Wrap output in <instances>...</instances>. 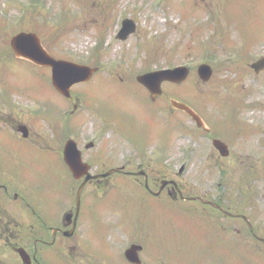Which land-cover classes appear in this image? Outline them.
Listing matches in <instances>:
<instances>
[{
    "label": "rangeland",
    "instance_id": "374dc122",
    "mask_svg": "<svg viewBox=\"0 0 264 264\" xmlns=\"http://www.w3.org/2000/svg\"><path fill=\"white\" fill-rule=\"evenodd\" d=\"M231 10L235 16L230 15ZM120 15L131 17L137 23L138 31L127 40L115 36ZM237 15L242 20L238 25ZM21 31L37 33L55 58L98 66V72L87 83L73 87L71 102L64 99L51 85L50 68L15 57L11 38ZM228 44L232 50L227 48ZM156 45L158 49H154ZM263 54L264 0H0V141L4 133L13 134L12 126L16 123L31 128L30 124L36 121L35 130L42 139L51 141L53 136L58 170L62 148L58 138H73L79 143L97 134L98 142L93 147L79 144L86 157H96L92 161L95 171H106L114 165H127L128 170L148 167L155 173H168L180 184L203 193L218 195L220 192L215 191L218 185L227 187L226 197L230 194L229 179L231 185L237 181L247 183L257 208L249 210L238 204L248 208L257 228L264 229V71L257 75L249 67L251 61ZM202 61L214 68V75L207 83L197 75V66ZM183 62L191 65L189 77L180 85L163 83V98L159 103H152L147 90L138 84L137 75ZM227 97L241 114L237 117L238 123L228 122L224 134L235 130L239 142L232 141L230 157L222 158L214 150L211 136L198 131L187 116L173 110L170 98L192 102L209 118L213 116L214 125L217 120L232 115L228 113ZM74 105L78 108L70 116ZM52 124L56 138L50 129ZM63 131L70 134L63 136ZM7 140L13 138L6 139V143ZM124 155L144 160L123 163L134 159H121ZM114 160L118 162L114 164ZM141 162L145 164L140 166ZM184 163L188 164L186 170L178 176L176 171ZM112 179L116 185L119 181L126 184L122 188L127 195L129 188L136 184L122 175L109 180ZM137 184L141 187L140 181ZM121 191L118 186L111 189L112 193ZM124 192L121 198L125 207L128 202ZM233 195L236 204L238 191ZM109 196V193L102 194L101 198L105 200ZM127 197L140 203L139 196ZM168 198L162 201L166 216L188 205L202 208V204L182 203L171 209ZM149 199V205L156 207V200ZM108 205L106 202L103 206ZM134 209L136 206L128 210ZM104 212L109 216L107 222L117 223L116 239L111 241L116 243L120 234L123 235V244L116 247L126 249L133 238L125 228L134 227V217L127 216L129 222L125 220V225H121L124 218L121 212ZM178 215L180 224L191 230L187 242L199 256L209 255L206 256L209 259L198 260V264H264L252 243L240 244L233 238L228 247L213 244L212 218H206L209 225L199 224L198 217L183 225ZM139 226V235L144 234V224ZM107 246L109 249L94 248L101 251L102 258L126 264L113 244ZM94 256L91 255V264L97 260ZM142 257L145 263H151L146 254ZM156 261L166 264L158 258L153 264Z\"/></svg>",
    "mask_w": 264,
    "mask_h": 264
},
{
    "label": "flooded vegetation",
    "instance_id": "af4514ba",
    "mask_svg": "<svg viewBox=\"0 0 264 264\" xmlns=\"http://www.w3.org/2000/svg\"><path fill=\"white\" fill-rule=\"evenodd\" d=\"M29 135L34 137V134ZM36 142L21 139L15 145L27 144L34 148L37 147ZM19 147L10 146L9 154L0 156V264H90L89 240L95 195L84 193L78 208L73 186L69 185L73 176L67 168L59 178L56 168L51 164L53 162L32 157L28 161L25 155L19 154ZM98 173L91 172L93 176L100 175ZM127 173L118 174L134 176L133 172ZM58 180L62 184L60 190L57 188ZM103 180L96 178L90 180L88 185H100ZM147 182L149 188L145 189L151 198L164 201L167 196L174 201H199L190 199L197 196L193 189L181 187L180 184L161 189L157 187L158 178H153L152 174H148ZM228 183L232 191L230 179ZM213 200L220 207L206 205L210 208H197L188 205L179 210L178 216L183 225L197 217H210L215 222L211 235L213 244L228 247L236 233L238 241L242 243L254 238L264 245L261 240L264 239V229L260 228L256 234L253 226L251 230L252 224L245 214L234 212L233 204H223L221 197ZM231 200L232 197L227 198V201ZM174 228L180 229L183 242H187V234L191 230L182 225Z\"/></svg>",
    "mask_w": 264,
    "mask_h": 264
},
{
    "label": "water",
    "instance_id": "95a60500",
    "mask_svg": "<svg viewBox=\"0 0 264 264\" xmlns=\"http://www.w3.org/2000/svg\"><path fill=\"white\" fill-rule=\"evenodd\" d=\"M131 29H133V27H131ZM128 32L129 31H123L121 37L125 38ZM12 46L17 56L26 57L40 65L42 64L46 66H51L53 68L54 85L57 87V89L61 93H63L66 96H69L70 88L73 84L80 82L81 80L87 79L89 76H91L92 71H93L92 69L88 67L80 66L74 63L56 61L43 48L39 37L35 34L22 33V34L15 36L12 39ZM254 67L257 70L264 67V61L254 64ZM200 75L204 80L209 79V77L211 76L210 68L207 66L201 67ZM186 76H187L186 70H173V71L160 72L158 74L147 75L146 77H141L140 80H142L146 84H149L148 81L146 80L149 77H161V78H157V81H161L163 79L181 81ZM173 105L177 108L185 110L189 115H191L196 120L199 126L203 125V122L200 119V117L195 112H193L188 106L182 103L175 102V101H173ZM214 144L218 149H220L223 155L227 154L226 146L222 142L215 140ZM67 151H68V154L74 153L73 158L70 162L73 170L75 172L80 171L82 169V166L80 165L79 159L76 160L74 158L75 154L76 155H79V154L75 152V144L73 142L67 145ZM132 249H130L127 252V256L129 259H130V254L132 252Z\"/></svg>",
    "mask_w": 264,
    "mask_h": 264
}]
</instances>
